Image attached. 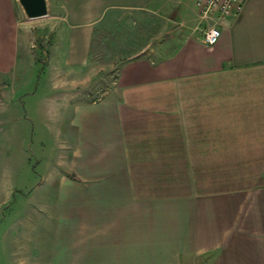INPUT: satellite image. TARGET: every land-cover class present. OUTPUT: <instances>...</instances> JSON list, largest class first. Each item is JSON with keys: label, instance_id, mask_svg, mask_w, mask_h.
<instances>
[{"label": "crops", "instance_id": "obj_1", "mask_svg": "<svg viewBox=\"0 0 264 264\" xmlns=\"http://www.w3.org/2000/svg\"><path fill=\"white\" fill-rule=\"evenodd\" d=\"M196 1L50 0L68 47L47 59L69 77L97 30L146 13L177 27L122 61L104 100L65 97L64 153L24 264H264V0H244L213 47ZM16 3L0 0V86L27 54Z\"/></svg>", "mask_w": 264, "mask_h": 264}, {"label": "rangeland", "instance_id": "obj_2", "mask_svg": "<svg viewBox=\"0 0 264 264\" xmlns=\"http://www.w3.org/2000/svg\"><path fill=\"white\" fill-rule=\"evenodd\" d=\"M16 7L20 11L18 3ZM52 14L34 20L21 16L25 62L21 53L16 71L6 79L9 85L0 86V264H24L32 253L30 241L39 238L41 192L64 153L59 133L64 127L57 121L69 116L65 97L84 103L104 100L116 87L120 63L165 42L168 31L177 27L167 17L146 13L142 22L131 20L112 32L97 30L90 63L69 77L57 73L62 61L54 60L56 54L51 64L47 59L48 49L68 47L56 33L58 22ZM197 26L203 30L206 25L199 21Z\"/></svg>", "mask_w": 264, "mask_h": 264}, {"label": "built area", "instance_id": "obj_3", "mask_svg": "<svg viewBox=\"0 0 264 264\" xmlns=\"http://www.w3.org/2000/svg\"><path fill=\"white\" fill-rule=\"evenodd\" d=\"M244 0H197L196 7L203 29V42L208 47L215 46L220 37L219 24L236 17L243 8Z\"/></svg>", "mask_w": 264, "mask_h": 264}, {"label": "water", "instance_id": "obj_4", "mask_svg": "<svg viewBox=\"0 0 264 264\" xmlns=\"http://www.w3.org/2000/svg\"><path fill=\"white\" fill-rule=\"evenodd\" d=\"M17 3L28 20L45 18L50 14L48 0H17Z\"/></svg>", "mask_w": 264, "mask_h": 264}]
</instances>
